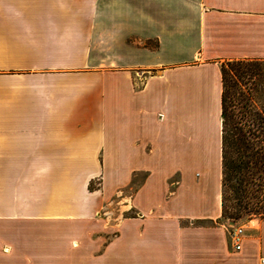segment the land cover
Masks as SVG:
<instances>
[{"label":"crops","instance_id":"obj_1","mask_svg":"<svg viewBox=\"0 0 264 264\" xmlns=\"http://www.w3.org/2000/svg\"><path fill=\"white\" fill-rule=\"evenodd\" d=\"M237 60L264 61V0H0V230L68 227L0 264H262L264 220L240 251L223 222Z\"/></svg>","mask_w":264,"mask_h":264},{"label":"trees","instance_id":"obj_2","mask_svg":"<svg viewBox=\"0 0 264 264\" xmlns=\"http://www.w3.org/2000/svg\"><path fill=\"white\" fill-rule=\"evenodd\" d=\"M229 68L235 72L236 81L232 84ZM243 79L254 84L264 83V70L258 60H237L222 65L223 218L234 211L233 219L247 216L264 220V108H256L253 95L248 97L242 91L230 96L232 87L238 90ZM231 106L234 112H230Z\"/></svg>","mask_w":264,"mask_h":264},{"label":"rangeland","instance_id":"obj_3","mask_svg":"<svg viewBox=\"0 0 264 264\" xmlns=\"http://www.w3.org/2000/svg\"><path fill=\"white\" fill-rule=\"evenodd\" d=\"M232 61H227L224 62L222 65H228ZM260 64V67L262 70H264V61H258ZM234 70L228 69V77L229 80L231 81V84L233 81H236V78L234 76ZM239 83V82H238ZM244 92L245 95H253L252 98H254V106L258 109L264 108V83L257 82V84L252 83L251 81L248 82V79H243L241 80V83L238 85V90L234 87H232L230 96L233 95V92ZM259 96L260 94L263 93L262 96H259V99H256L257 96L254 97V95ZM249 97V95H248ZM232 102V99H230ZM233 105V104H232ZM234 107H230V112H234ZM10 169L11 168H0V202H3V197H4V192H5V182L7 179L10 178ZM99 187V182L94 181L90 184V190H94ZM231 196V195H230ZM230 205V203H229ZM114 206V205H110ZM234 214V211H229L227 218H223V222L225 225H231L234 228L237 229H245V225L248 224V222L252 220H259L263 221V219L258 218V217H253L249 218L247 216H243L240 219H233L231 218V215ZM4 219L0 218V224H4ZM23 229L21 230H0V244H4L3 239L9 238L11 239H16V238H21L22 240H31V239H37V238H45V239H52V238H62V237H68V227L67 224H57V225H50L45 227L43 230H38L37 225H33V223L26 224L25 227H22ZM233 229L230 228V231H233ZM232 233H230L231 236ZM25 244V243H24Z\"/></svg>","mask_w":264,"mask_h":264},{"label":"built area","instance_id":"obj_4","mask_svg":"<svg viewBox=\"0 0 264 264\" xmlns=\"http://www.w3.org/2000/svg\"><path fill=\"white\" fill-rule=\"evenodd\" d=\"M231 237L234 241L236 251H240L244 238H243V229H237L236 231L232 232ZM262 264H264V259H262Z\"/></svg>","mask_w":264,"mask_h":264}]
</instances>
